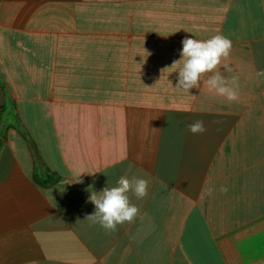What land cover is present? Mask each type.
Returning <instances> with one entry per match:
<instances>
[{"label": "crops", "instance_id": "crops-1", "mask_svg": "<svg viewBox=\"0 0 264 264\" xmlns=\"http://www.w3.org/2000/svg\"><path fill=\"white\" fill-rule=\"evenodd\" d=\"M216 34L237 102L169 68ZM259 70L264 0H0V264H264ZM122 175L149 194L106 232L88 197Z\"/></svg>", "mask_w": 264, "mask_h": 264}, {"label": "clouds", "instance_id": "clouds-1", "mask_svg": "<svg viewBox=\"0 0 264 264\" xmlns=\"http://www.w3.org/2000/svg\"><path fill=\"white\" fill-rule=\"evenodd\" d=\"M181 43L180 59L173 61L169 67L178 68L176 87L188 92L194 87H200L202 77L207 75L203 83L210 92H214L228 102H237L239 77L233 75L229 78L220 71L221 67L227 73L233 71L227 63H224L231 55L232 41L223 34H216L207 40H197L186 36ZM255 76L258 81L264 82V70L257 71ZM187 130L193 135H202L207 131L202 120L188 124ZM148 189L149 182L146 179L122 175L116 186L105 187L100 192H91L88 200L95 206V210L85 219L99 224L106 232L116 231L118 225L133 223L140 216V209L131 203L129 193L137 199H143L148 196ZM213 191L212 187H208L204 194L211 195ZM220 191L226 193L228 189L222 186Z\"/></svg>", "mask_w": 264, "mask_h": 264}, {"label": "trees", "instance_id": "trees-1", "mask_svg": "<svg viewBox=\"0 0 264 264\" xmlns=\"http://www.w3.org/2000/svg\"><path fill=\"white\" fill-rule=\"evenodd\" d=\"M55 177L52 176L51 174H49V176L46 178V179H43V178H36V182L40 185H46V184H50L52 182L55 181Z\"/></svg>", "mask_w": 264, "mask_h": 264}]
</instances>
